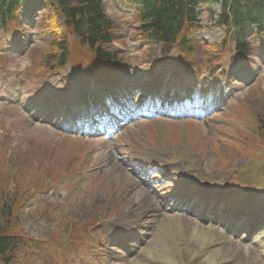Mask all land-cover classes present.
<instances>
[{
    "label": "rangeland",
    "instance_id": "rangeland-1",
    "mask_svg": "<svg viewBox=\"0 0 264 264\" xmlns=\"http://www.w3.org/2000/svg\"><path fill=\"white\" fill-rule=\"evenodd\" d=\"M104 7L119 39L109 49L122 61L113 84L139 83V94L144 96L134 97L142 101L161 83L175 79L181 87L192 89L194 101L186 102L187 109L200 113L136 117L113 139L64 133L58 127L66 109L70 110L58 105L67 102L64 93L73 94L71 102L77 103L100 95L107 81L96 88L91 77L95 61L63 28L69 53L66 66L56 69L60 53L50 49L56 34L44 20L45 1H23L19 23L0 27V205L16 191L21 193L22 205L16 220L15 216L7 222L0 213V224L9 228L14 222L10 232L15 229L14 238L19 240L11 264H166L159 259L165 245L177 249L171 253L174 264H189L187 249L198 254L201 250L186 238L196 216L171 208L182 192L204 193L201 198L210 196L215 201L229 196L228 191L236 190L238 195L254 191L248 199L264 202L263 191L258 192L264 190V150L252 127L255 115L264 113V45L259 38L247 31L253 55L242 65L233 54L231 36L214 23L215 17L210 21L203 14L192 32L194 53L183 59L175 47L165 54L160 44L147 45L138 39L133 9L125 2L105 0ZM212 9L218 11V6ZM238 76L244 80H237ZM37 100L38 106L48 100V107H58V125H47L25 111L26 104ZM204 104L211 109L208 114L201 112ZM160 150L167 153L164 160L173 164L165 171L152 165ZM147 169L155 176L145 180L163 194L153 195V188L139 180L138 171ZM117 222H135L132 229L147 230L143 246L129 257L114 246L116 235L110 239L116 232L110 225ZM196 226L209 229L215 238L210 251L230 247L217 264H264L252 247L245 253L236 237L223 236V229L204 223ZM108 247L112 251L106 254ZM192 264L207 262L195 259Z\"/></svg>",
    "mask_w": 264,
    "mask_h": 264
},
{
    "label": "trees",
    "instance_id": "trees-1",
    "mask_svg": "<svg viewBox=\"0 0 264 264\" xmlns=\"http://www.w3.org/2000/svg\"><path fill=\"white\" fill-rule=\"evenodd\" d=\"M121 1L135 8L133 16L138 39L147 45L160 44L161 52L165 54L175 47L178 55L183 59L194 53L195 45L192 43L191 34L197 27L198 18L207 14L210 20L213 19L212 7L215 4H220L217 25L226 28L227 33H231L235 53L245 62L252 54L251 45L246 42V31L251 30L252 37L259 38V43L264 39V0ZM45 5L47 14L44 20L49 23L48 29L56 34L55 39L50 42V49L54 47L60 53L58 67L67 64L69 53L65 34L61 30L63 28L70 31L81 47H86L92 60L95 61L93 64L95 73L109 76L115 72V69L121 68L122 61L119 55L108 48L119 39L116 38L117 28L112 18L106 16L104 0H46ZM19 6L20 0H0V27L12 25ZM217 49V45L212 46V52L215 54ZM215 54L211 55L216 57ZM46 62L49 63V60L47 59ZM255 117L253 133L256 138L261 139V147L264 149V113L256 114ZM16 192V195H9L7 201L0 205L2 218L7 222L16 216L18 208L22 206L21 201H18L21 193ZM13 223L9 228L8 225L0 224V261L4 264H8L19 242L14 238L17 236L15 229L10 232Z\"/></svg>",
    "mask_w": 264,
    "mask_h": 264
},
{
    "label": "bare ground",
    "instance_id": "bare-ground-1",
    "mask_svg": "<svg viewBox=\"0 0 264 264\" xmlns=\"http://www.w3.org/2000/svg\"><path fill=\"white\" fill-rule=\"evenodd\" d=\"M161 222L163 221L161 220ZM161 225L165 226V221ZM226 226L230 227L231 225L230 223H228L226 224ZM242 227H244L243 229H246V231L249 229L248 225H245V226L237 225L235 226V228H233V231L236 232L240 229L242 230ZM186 238H187L188 244L195 243L196 245L199 246L201 250L200 251L201 254H198L194 250H189V248L187 249L188 250L187 252L190 255L189 264L194 263L195 259L196 260L199 259L203 261L205 260L207 264H217V260L219 261L221 258H225V256L228 254V250L230 249V247L228 246L223 250H218V248H215L216 250L210 251L212 250V249H209L210 248L209 246L211 245L210 242L213 241L215 238L211 236L209 229H206V230L199 229L198 226L196 225L193 226L192 232ZM252 242L257 245L264 246V229L261 230V232L256 233L255 237H253ZM173 248L174 246L171 249V247H168L167 245H165L164 246L165 252L160 254L159 259L163 260V262L166 264H174L176 261L173 259V257H171V253L174 250L177 251V249H173ZM247 250H248V246L245 247V253H247ZM151 255L152 254H150V256ZM140 264H144V263H140Z\"/></svg>",
    "mask_w": 264,
    "mask_h": 264
}]
</instances>
